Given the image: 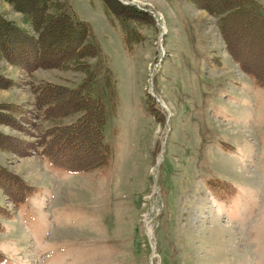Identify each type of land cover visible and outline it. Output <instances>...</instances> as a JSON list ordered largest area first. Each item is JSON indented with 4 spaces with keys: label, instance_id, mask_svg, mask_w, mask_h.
<instances>
[{
    "label": "rangeland",
    "instance_id": "374dc122",
    "mask_svg": "<svg viewBox=\"0 0 264 264\" xmlns=\"http://www.w3.org/2000/svg\"><path fill=\"white\" fill-rule=\"evenodd\" d=\"M62 1L90 24L105 54L84 62L95 73L87 91L106 108L109 158L71 173L48 165L40 148L26 156L0 150V164L38 189L19 207L0 189V204L13 214L1 219L0 264H264V88L227 52L217 17L187 0H120L149 21L122 23L102 0ZM256 1L264 16V0ZM0 14L21 25L6 0ZM131 30L139 40L126 47ZM247 38L232 41L263 72V43ZM0 73L18 82L0 89V102L23 103L34 101L40 80L76 87L87 75L80 68L28 73L5 59ZM147 93L160 114L148 111ZM79 115H33L30 130ZM0 131L36 139L5 124ZM210 177L230 182L233 196L214 197Z\"/></svg>",
    "mask_w": 264,
    "mask_h": 264
},
{
    "label": "trees",
    "instance_id": "16d2710c",
    "mask_svg": "<svg viewBox=\"0 0 264 264\" xmlns=\"http://www.w3.org/2000/svg\"><path fill=\"white\" fill-rule=\"evenodd\" d=\"M14 10L21 13V25L0 14V59L25 72L37 68H80L86 72L82 83L68 87L52 81L40 80L32 85L34 101L0 102V124L35 136V140L24 139L16 134L0 131V150L19 156L29 155L40 148L39 153L52 167L71 173L86 172L103 166L109 158V148L104 142L103 129L106 122V108L99 97L88 93V84L94 81L95 73L85 58L103 61L104 53L93 35L90 24L80 19L71 7L62 0H6ZM106 9L122 23H147L148 14L133 5L120 0H102ZM200 9L217 17V26L226 45L227 52L239 67L252 77L254 84L264 88V71L252 68L244 56L237 52L233 39L249 40L251 35L264 50V16L254 7H262L256 0H187ZM149 22V21H148ZM139 38L135 30L124 37L126 47ZM262 42V43H261ZM102 63V62H101ZM100 63V64H101ZM263 67V66H262ZM104 83L112 100L116 89L112 70L105 67ZM18 85L17 80L0 73V89ZM147 93L148 111L159 113L156 104ZM32 106L33 108H30ZM79 112L70 123L53 124L33 134V115L42 119L62 117ZM160 114V113H159ZM206 185L212 195L219 199L233 196L235 188L230 182L210 177ZM0 189L15 206L24 204L38 189L21 175L0 164ZM12 213L0 204V231L2 218L10 219ZM6 259L0 249V263Z\"/></svg>",
    "mask_w": 264,
    "mask_h": 264
},
{
    "label": "water",
    "instance_id": "95a60500",
    "mask_svg": "<svg viewBox=\"0 0 264 264\" xmlns=\"http://www.w3.org/2000/svg\"><path fill=\"white\" fill-rule=\"evenodd\" d=\"M122 2H124V3H131V2H129V1H128V2H127V1H122Z\"/></svg>",
    "mask_w": 264,
    "mask_h": 264
},
{
    "label": "bare ground",
    "instance_id": "6f19581e",
    "mask_svg": "<svg viewBox=\"0 0 264 264\" xmlns=\"http://www.w3.org/2000/svg\"><path fill=\"white\" fill-rule=\"evenodd\" d=\"M149 228V227H148ZM150 229V228H149ZM149 229H148V232H149ZM151 231V230H150Z\"/></svg>",
    "mask_w": 264,
    "mask_h": 264
}]
</instances>
